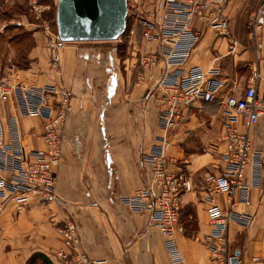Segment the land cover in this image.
<instances>
[{
  "label": "crops",
  "instance_id": "crops-1",
  "mask_svg": "<svg viewBox=\"0 0 264 264\" xmlns=\"http://www.w3.org/2000/svg\"><path fill=\"white\" fill-rule=\"evenodd\" d=\"M259 2L229 0L224 34L195 22L199 40L188 65L217 70L214 77L222 87L214 98L196 102L170 136L168 169L185 174L192 186L183 195L175 233L186 264H216L205 241L210 225L203 189L204 176L222 166L220 99L242 92L257 69L261 74L257 95L264 106V16L255 35L249 24ZM21 23L33 30L28 20ZM135 29L142 31L138 26ZM31 34L34 42L27 54L29 63L16 67L17 74L29 85L54 83L66 88L72 96L71 110L61 161L55 169L57 197L33 194L23 210L10 204L0 214V264H29L30 260L31 264H59L52 253L60 246L59 229L66 220L76 224L81 248L104 264H169L163 238L149 215L133 212L121 202L122 196L145 185L149 167L142 157L161 133L153 84L162 63L147 71L141 64L145 53L156 51L157 43H144L140 35L141 42L133 46L129 58V75L123 79L112 56L115 48L91 52L76 43L90 41H70L59 49V65L53 67L49 39L39 31ZM4 45L8 48L9 43ZM4 63L0 54V64ZM105 75L103 96L94 98L93 80ZM0 129L6 143L16 142L27 150L43 147V120L20 115L14 96L0 98ZM249 135L254 147L264 151V116ZM249 195V205L238 203L235 208L248 212L251 223H231L227 230L230 254L233 257L239 251L238 262L232 264H264V177ZM218 200L225 205L224 196ZM189 205L197 221L193 234L187 233L181 221L182 211Z\"/></svg>",
  "mask_w": 264,
  "mask_h": 264
},
{
  "label": "built area",
  "instance_id": "built-area-1",
  "mask_svg": "<svg viewBox=\"0 0 264 264\" xmlns=\"http://www.w3.org/2000/svg\"><path fill=\"white\" fill-rule=\"evenodd\" d=\"M228 1L128 0V10L136 9L133 24L141 27L144 43H157L156 51L144 54L143 69L147 71L162 63L161 72L153 84L161 133L142 157L149 167L145 185L122 196L121 202L133 212L149 215L150 222L163 238L169 264H186L175 233L183 195L192 187L185 174L168 169L170 136L185 121L187 111L196 102L214 98L222 87L214 77L217 70L207 71L200 65H188L199 40L195 22L212 27L220 34L227 33L225 10ZM263 16L264 0H260L250 14L253 35ZM67 42L57 34L50 37L48 48L53 67H58V51ZM138 78L142 79V76ZM260 78V71L255 69L251 75L252 83L242 92L226 94L220 99L222 166L218 172L204 176L203 189L210 225L205 241L216 264H232L227 230L231 223L241 226L251 223V215L236 210L235 206L238 203L249 205L250 190L260 185L264 177V151L254 147L249 135L251 127L264 116L263 102L257 95ZM11 96L16 99L20 115L38 116L43 120V147L27 150L16 142L6 143L0 129V214L10 204L18 211L23 210L33 194H41L47 199L57 197L55 169L61 161L63 134L72 99L70 92L61 85L26 84L13 64H0V98ZM220 195L224 196L225 205L219 202ZM59 239L60 246L52 253L59 264H104L102 259L90 257L81 248L77 227L72 220L64 221L59 229Z\"/></svg>",
  "mask_w": 264,
  "mask_h": 264
},
{
  "label": "rangeland",
  "instance_id": "rangeland-1",
  "mask_svg": "<svg viewBox=\"0 0 264 264\" xmlns=\"http://www.w3.org/2000/svg\"><path fill=\"white\" fill-rule=\"evenodd\" d=\"M134 3L131 2V4ZM56 5L57 0H0V46L9 41L15 47L14 49L9 46L7 53L4 55L5 57H3L7 64H27L25 62H27L28 52L25 54V51L28 48L30 49L34 42L32 32L39 31L41 34H45L48 39L57 34ZM134 12H136L134 8L128 10L125 31L118 39L76 42L77 45H83L91 52L97 50L111 52L115 48L112 56H114L115 65L123 79H126L129 75V58H131L133 46L141 42V39L139 40L141 31L140 29L136 30L133 24ZM22 19L25 22L27 20L31 22L33 30H30L32 26L22 24ZM106 79L107 76L105 75L100 79L93 80L91 94L94 98L103 96L102 89ZM193 138L195 137L193 136Z\"/></svg>",
  "mask_w": 264,
  "mask_h": 264
},
{
  "label": "water",
  "instance_id": "water-1",
  "mask_svg": "<svg viewBox=\"0 0 264 264\" xmlns=\"http://www.w3.org/2000/svg\"><path fill=\"white\" fill-rule=\"evenodd\" d=\"M128 0H57V35L64 41L116 40L125 31ZM238 253L231 263L238 262Z\"/></svg>",
  "mask_w": 264,
  "mask_h": 264
},
{
  "label": "trees",
  "instance_id": "trees-1",
  "mask_svg": "<svg viewBox=\"0 0 264 264\" xmlns=\"http://www.w3.org/2000/svg\"><path fill=\"white\" fill-rule=\"evenodd\" d=\"M7 42L9 43V46H11L12 48L15 49V47H13L11 45V42H9V41H7ZM9 46H8V48H9ZM32 46H33V44L31 45V47ZM8 48L4 44L2 46H0V54H1L2 58L5 57L4 55L7 53ZM28 51H29V48L25 51V54ZM3 61L7 62L4 58H3ZM26 61L27 62H25V63H27V64L20 65V64L15 63L14 65H15V67H20V66L25 67L29 63L28 59H26ZM182 215H183V217H182L181 221L183 222V224L185 226L184 228L186 229L187 233L193 234L195 231V226H196L197 221H196L195 211L192 209V206L189 205V206L185 207V209L182 211ZM35 256H40V255L35 254ZM44 260H45V258H44ZM45 261H47V260H45ZM30 262H31V260L29 261V264H31Z\"/></svg>",
  "mask_w": 264,
  "mask_h": 264
}]
</instances>
